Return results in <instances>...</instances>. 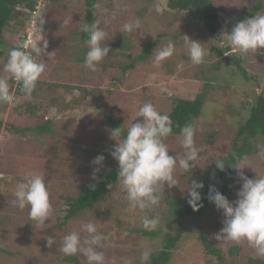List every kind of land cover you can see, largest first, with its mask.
I'll list each match as a JSON object with an SVG mask.
<instances>
[{
    "label": "rangeland",
    "instance_id": "obj_1",
    "mask_svg": "<svg viewBox=\"0 0 264 264\" xmlns=\"http://www.w3.org/2000/svg\"><path fill=\"white\" fill-rule=\"evenodd\" d=\"M212 1L220 12L221 33H230L236 23L248 17L264 15V0ZM37 2L38 8L42 7L38 12L45 16L46 23L35 39L44 38L49 43V55L40 58L46 65L40 80L47 81L51 90L41 84L37 95L29 99L24 94H16L15 82L14 102L0 104V264H73L64 260L66 254L59 251V246L63 237L72 231L79 232L84 239L87 233L81 226L88 222L94 223L98 232L107 237L102 249L105 264H141L140 255L145 248L151 252L161 250L167 233H177L181 228L182 237L167 264H220L218 257L206 250L203 236L221 251L225 258L223 264H256L250 258L264 260L246 240L237 243L215 239L224 220L222 210L215 204L202 215L180 221L163 199L150 210L131 209L118 183L109 188L95 207L63 224L66 199L76 197L81 186L97 182L104 172L118 166L112 156H106L102 166L92 164L98 156L95 150L111 153L116 143L110 138L114 128L108 124L106 116L119 119L127 130L144 103H152L159 112L167 114L176 98L206 94L202 112L192 124L196 129L195 143L201 149L198 165L189 173L177 168L179 185L166 187L162 198L182 199L188 195L193 180L210 179L212 171L208 167L229 152L240 124L250 114L251 102L264 91V54H236L250 76L246 79L235 65L220 63L222 56L217 55L213 46L220 47L221 33L212 34L187 12L171 10L167 0H162L166 6L163 14L155 11L156 0H99L92 23H98L107 33L103 43L111 51L93 72L83 66L88 47L79 39L81 24L87 23L85 0ZM259 2L262 7L252 12ZM24 7H17L15 25L1 35L6 48L13 46L26 29L18 24L24 23L27 17ZM65 19H70L67 25ZM137 20L146 32L144 36L141 30L120 32L123 24H135ZM184 35L201 42L206 52L203 64H191ZM170 41L175 44L174 55L162 61L159 67L154 66V51ZM151 43L156 45L146 52ZM9 50L0 61V75H7L3 67ZM143 54L145 57L137 60L134 67L127 71L121 69ZM228 54H233L232 49ZM180 64H183L182 69L178 68ZM9 83L11 85V79ZM28 104L39 107L30 110ZM45 120H52L51 131L35 136L31 129ZM180 140V135H170L165 140L170 154L178 158L184 154ZM251 141L252 152L237 166L250 163L255 170L246 166L242 170L246 176H264V158L257 155L256 147L264 144V138L258 136ZM95 168L99 171L93 179ZM237 172L235 168L234 183L227 196L230 201L237 199L243 183ZM31 173L44 176L54 208L51 220L46 221L49 225L44 229L30 220L27 207L21 210L13 204L17 183ZM145 215L159 219L154 235L145 234L149 232L141 223ZM49 236L56 240L51 247L47 245ZM77 256L87 264L86 257Z\"/></svg>",
    "mask_w": 264,
    "mask_h": 264
},
{
    "label": "clouds",
    "instance_id": "obj_2",
    "mask_svg": "<svg viewBox=\"0 0 264 264\" xmlns=\"http://www.w3.org/2000/svg\"><path fill=\"white\" fill-rule=\"evenodd\" d=\"M154 8L158 14L166 11L162 0H156ZM32 21L36 25L34 31L43 30L46 23L44 15L35 12ZM69 22L70 19L64 20L65 25ZM133 30H141L139 31L141 36L146 33L142 31L139 20L135 24H123L120 32L125 34ZM81 31L88 34V39L85 41L88 51L83 66L94 72L97 70V65L104 61L111 51L110 47L103 43L107 39V33L98 23H82ZM25 32L27 34L26 30ZM225 33L227 32H222L219 38L220 47H224L226 43L233 54L248 55L258 52L264 54V15H255L236 23L231 32L227 33L226 41ZM48 46L47 39L34 38L30 41H20L9 50L7 62L3 67V72L7 75H0V104L14 102L10 79L20 85V92L25 97L31 98L40 77L46 70V65L40 62V58L49 55ZM184 46L192 65L204 63L206 52L201 42L184 35ZM174 52L175 44L172 41L159 51L155 50L154 66L159 67L161 62L172 57ZM178 68L182 69L183 64L178 65ZM162 91L166 92L167 89ZM133 121L123 139H121V127L111 130L110 138L116 141L111 155L118 162L117 182L121 190L126 193L129 207L144 211L159 204L166 187L170 189L179 185L176 179L177 168L184 173L192 172L198 165L201 149L195 143V127L186 124L180 129V144L184 154L180 158L171 155L165 140L172 135L174 122L168 114L159 112L152 103L141 105ZM256 147L257 155L264 158V144H257ZM104 160V155L100 154L93 159L92 164L102 166ZM215 163L220 170H224L223 162ZM246 166L251 164L234 166L238 170L239 179L243 182L237 192L236 200L230 201L214 185L209 186L208 199L218 210H222L224 216L223 227L215 234V239L237 243L246 240L259 255L264 256V176L257 174L255 178H249L242 171ZM98 171L99 168L94 169L93 179H96L95 173ZM203 187V182L196 180H193L188 187V203L194 211H199L203 207L202 195L198 191ZM14 197L13 204L21 210L27 207L30 220L35 225L41 226V229L49 225L46 221L51 220L54 208L43 175L31 173L25 176L17 183ZM141 223L145 230L154 231L159 225V219L145 215ZM81 229L87 233V236L81 239L77 231L66 234L59 251L66 255L81 254L86 257L87 264H105L102 249L105 247L107 237L98 232L97 226L92 222L84 223ZM55 243L53 236L47 238L49 247ZM150 258L151 250L145 248L140 255L141 264H149Z\"/></svg>",
    "mask_w": 264,
    "mask_h": 264
},
{
    "label": "trees",
    "instance_id": "obj_3",
    "mask_svg": "<svg viewBox=\"0 0 264 264\" xmlns=\"http://www.w3.org/2000/svg\"><path fill=\"white\" fill-rule=\"evenodd\" d=\"M98 1L99 0H85L87 12L86 20L88 24H92L94 20L96 5ZM19 5L25 6L24 8L26 9L25 11L27 17L24 23L19 22L18 24L27 27L30 24L31 15L37 9L39 4L37 0H0V61L5 56L7 49H12L18 42L26 41L27 39V34L25 32L26 29L18 38V41L13 44V46H10L8 48L3 45L1 38V35L4 31H6L12 25H15V22L18 19L17 7ZM167 6L171 10L187 12L196 23L205 27L212 34H215L216 36L220 35L222 31V20L219 9L212 0H167ZM261 7L262 4L261 2H259L252 9V12H256ZM41 9L42 7L39 8L40 11ZM37 33L38 31H36L35 36H37ZM80 35V42L84 44L88 39V34L80 31ZM154 45H156V43L149 44L146 48V52H149ZM213 50L217 51V55L222 56L220 63L226 62L229 65H235L246 79H250L247 70L241 64L240 56L236 54H228L231 48H229L228 46H213ZM144 57L145 54L138 56L133 63H125L124 65H122L121 69L123 71H127L129 68L134 67V63L137 60ZM5 58V62H7L8 55ZM83 59L84 58H82V60ZM14 84L15 81L11 80V91L14 87ZM41 84H45L48 90H51V87H48L47 81H42L39 79L36 90L33 92L32 96L37 95V89ZM15 92L16 94H23L22 92H20L19 84H17ZM205 98L206 94L200 93L197 94L194 98L175 99V103L171 111L167 113L174 122L172 135H180V129L184 125L193 124V121L197 117H199L202 112ZM32 107L38 108L39 106L28 104L27 109L31 110ZM106 121L114 129L117 127H121L123 134L122 136L126 134V130L121 126V121L119 119L108 115L106 116ZM51 123L52 120H45L43 123L33 127L31 131L35 136L41 135L43 133H48L51 131ZM258 136L264 138V91L258 93L255 96L253 102H251L250 114L240 124L237 136L232 141L231 149L229 150V152L222 157L216 158L213 161V164L208 167V170L212 171L210 179L201 180L204 184V187L202 189H198V191H200L202 195L203 207H201L199 211H194L188 203V195H186L182 199H177L174 196H163L162 199L170 205L172 214L179 218L180 221H183L185 217L202 215L208 207L214 204L208 199L209 186L211 185H214L216 189H218L221 193L228 196V192L234 183V166H237V164L245 155H248L252 152L253 145L251 140ZM241 139L242 141L240 142ZM94 153L98 155L103 154L104 157L112 156L111 153L104 152L102 150H95ZM217 161L223 162L225 164L224 170H220L217 167L215 163ZM118 167L119 165L113 167L109 171L104 172L102 177L97 182L81 186L79 194L76 197H68L66 199L67 207L66 215L63 219V224L67 223L71 219L78 217L81 213L92 209L97 203L102 200L103 196L108 192L109 188L115 186L118 183ZM155 233V231L145 232V234L147 235H154ZM182 234V228L177 233H167L162 249L156 252H151L149 264H167L172 256V251L176 248L177 243L182 237ZM201 239L206 247V250L211 254H215L218 257L220 264H223L225 258L221 251L212 243V241L208 237L203 236ZM237 249L238 247L236 248V250ZM64 260L73 264H83V262L77 255H65ZM250 260L251 262H254L256 264H264L263 259L250 258Z\"/></svg>",
    "mask_w": 264,
    "mask_h": 264
},
{
    "label": "built area",
    "instance_id": "obj_4",
    "mask_svg": "<svg viewBox=\"0 0 264 264\" xmlns=\"http://www.w3.org/2000/svg\"><path fill=\"white\" fill-rule=\"evenodd\" d=\"M38 10H39V8L37 7V9L33 13L38 12ZM32 15H31L30 24L28 25V27L26 29V31H27V39H26V41H30V40L34 39V35L36 33V31H34V28L36 27V25L32 21Z\"/></svg>",
    "mask_w": 264,
    "mask_h": 264
}]
</instances>
